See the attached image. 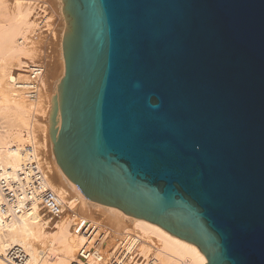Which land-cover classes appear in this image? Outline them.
<instances>
[{
	"label": "water",
	"instance_id": "obj_1",
	"mask_svg": "<svg viewBox=\"0 0 264 264\" xmlns=\"http://www.w3.org/2000/svg\"><path fill=\"white\" fill-rule=\"evenodd\" d=\"M56 163L89 200L264 264V0H62Z\"/></svg>",
	"mask_w": 264,
	"mask_h": 264
},
{
	"label": "bare ground",
	"instance_id": "obj_2",
	"mask_svg": "<svg viewBox=\"0 0 264 264\" xmlns=\"http://www.w3.org/2000/svg\"><path fill=\"white\" fill-rule=\"evenodd\" d=\"M30 1L13 0L9 4L8 0H0V166L12 170L16 169L23 160V147L26 143L30 142L34 151L39 146V142L35 144L34 140V130L38 129L36 124L39 123L36 118H33L35 104L29 102L24 92L15 88L12 82L13 75L17 74L21 77L23 67L29 61L39 57L38 53L40 54V50L38 51L35 47L39 38L37 37L36 40L32 36L33 33L35 34L38 23L35 17L32 18L36 11L33 10L34 6ZM55 4L58 15L62 16V0H55ZM64 29L63 18L60 30H58L57 64L52 62L50 57L48 58L50 61L42 60L45 70L43 89H45L50 72L54 76L50 84L51 90L44 95L46 102L43 101L44 96H42L37 103L40 114L45 116V123L39 124L43 126L41 127L47 136L48 148L51 152L49 116L52 96L64 73L62 54ZM51 161L52 169L46 168L49 172H47V177L50 176L48 180L63 197L66 194L70 196L68 199L66 196L67 200L65 199L66 203H69L67 208L75 212L82 220H93L92 218L98 215L99 218L101 217L100 220L111 224L116 233H126L129 232L128 229L133 230V236H123V239L127 238L120 246L129 251L135 243L142 241L138 248L144 258L139 264H204L206 262L205 255L195 244L169 233L158 224L128 215L116 207L87 199L61 171L53 152ZM51 220L52 218L46 216V213L34 205L3 224L0 227V264H11L2 257V254L12 245H19L24 249L27 255L26 264H69L75 261L77 259L76 246L82 242L83 237L80 232H73L72 227L70 229L73 218L67 216L58 220L53 219V224ZM50 223L52 228H56L55 231L47 229ZM97 223L99 224L100 221ZM145 242L154 246L151 257H149L150 247ZM45 244L48 246H44ZM41 245L43 247L40 248ZM80 264L97 263L89 260Z\"/></svg>",
	"mask_w": 264,
	"mask_h": 264
},
{
	"label": "built area",
	"instance_id": "obj_3",
	"mask_svg": "<svg viewBox=\"0 0 264 264\" xmlns=\"http://www.w3.org/2000/svg\"><path fill=\"white\" fill-rule=\"evenodd\" d=\"M30 2L37 14L35 21L38 23V27L34 36L43 32L53 37L54 32L50 28L52 21L48 14L47 4L43 0H31ZM44 71L42 61H29L23 67L21 77H18L17 74L12 77L15 88L24 92L27 100L35 104L33 118H36L39 123L45 118L44 115L40 114L37 105L43 93ZM34 134L35 144H37L36 130H34ZM41 140L43 141V133H40L39 141ZM31 146L30 142L24 145V158L16 169L12 170L0 166V227L34 205L52 219L59 218L66 208L63 195L48 180L42 155L44 148L37 147V150L34 151ZM72 231L80 232L83 240L77 248V259L69 264H80L89 260H93L97 264H139L144 258L137 246L139 242L135 243L129 251L120 246L127 237L133 236L132 233H123L118 245L106 252V239L109 230L101 223L98 224L97 221L91 219L82 220L79 218L73 223ZM124 235H127L125 239H123ZM2 256L11 264L27 263L26 252L19 245L8 247Z\"/></svg>",
	"mask_w": 264,
	"mask_h": 264
},
{
	"label": "rangeland",
	"instance_id": "obj_4",
	"mask_svg": "<svg viewBox=\"0 0 264 264\" xmlns=\"http://www.w3.org/2000/svg\"><path fill=\"white\" fill-rule=\"evenodd\" d=\"M13 0H8V3L9 4H11V2H12ZM46 4H47V10H48V14L50 15V19H51V26H50V28H52V30H53V37H51V36H49V35H47V34H45V33H43V32H41V33H38V34H40V35H38V36H34V33H33V37H34V39L36 38V44H35V47H37L38 48V51L40 52V54L38 53V56L39 57H41V58H39V57H36L33 61H42L43 59L45 60H48V61H54L56 64H57V58H58V53H57V42H58V30H60V26H61V24H62V19L64 18L63 17V15L62 16H60V15H58V10H57V8H56V4H55V0H43ZM34 10V9H33ZM35 11V10H34ZM33 11V12H34ZM58 12V13H57ZM34 14V16H32V18L33 17H35L34 19H36V16H37V14H36V12H34L33 13ZM38 37V38H37ZM41 37V38H40ZM37 45V46H36ZM37 51V52H38ZM50 57V60L48 59ZM38 58V59H37ZM53 78H54V76H53V73H50L49 72V74H48V78H47V80H46V78H45V80H46V85H45V89H43V92L44 93H42V96H44L45 94H47L48 92H49V90H51L50 89V84L52 83L51 81L53 80ZM44 99H43V101L44 102H46V100H45V96L43 97ZM45 123V120L43 121L42 120V123ZM36 125H38V129L36 128V135L38 136V144H39V146L38 147H40V148H44V150H43V153H42V155H43V162H44V166H45V168H50V169H52V161H51V155H52V152L49 150V148H48V142H47V136L45 135V133H44V131L42 130V125L41 124H36ZM42 126V127H41ZM40 128V129H39ZM40 133H43V141L41 140V141H39L40 140ZM44 136H45V138H44ZM48 172V171H47ZM49 173V172H48ZM48 178L50 179V176H48ZM60 184V183H59ZM66 196H67V199L68 198H70V196H68L67 194H66ZM66 196H64V199H66ZM66 199V200H67ZM66 200H65V202H66ZM67 205H69V203L67 202L66 203V208H65V210L63 211V213L61 214V216L59 217V218H53V219H55V220H58V219H62V218H65V217H71V218H73V220H72V223H71V225H70V229H71V227H72V225H73V223H74V221L75 220H77V219H79L80 218V216H78L75 212H73L72 210H70L69 208H67L68 206ZM69 209V210H68ZM74 214V215H73ZM46 216H48V214H46ZM45 217V216H44ZM97 217V218H96ZM46 218V220H47V217H45ZM51 220L50 222H54V220ZM85 219V218H84ZM93 220L95 219H97V221H100V223H102V222H104L105 224H103L102 223V225L105 227V228H107V230H109V233H108V237H107V246H106V248H105V251L107 252L108 250H111V249H113L114 248V246H116V245H118V242H119V240L122 238V235H123V233L121 232V233H116L113 229L114 228H112L113 226H111V224H109V223H106V221H103V220H100L101 219V217L99 218L98 217V215L97 216H95V217H93L92 218ZM53 222H52V224H53ZM51 224V223H50ZM52 224L49 226V227H47V229L50 231V230H53V231H55V229L56 228H52ZM108 225V226H107ZM127 225H129V224H127ZM51 227V228H50ZM109 227V228H108ZM129 228H130V226H128ZM110 228H111V230H110ZM114 231V232H113ZM127 231H129V233L131 232L132 234H133V230H131V229H128ZM120 236V237H119ZM117 237V238H116ZM116 243V244H115ZM140 243H142V241L141 242H139L138 244H137V246L139 247L140 246ZM149 247H150V255H149V257H151L152 256V252H153V250H154V246H152L151 244L149 245V242H145ZM115 244V245H114ZM109 245V246H108ZM114 245V246H113ZM156 245V244H155ZM44 246H48V245H44ZM79 246V245H78ZM78 246H76V248H78ZM113 246V247H112ZM41 247H43L42 245L40 246V248ZM111 248V249H110ZM152 249V250H151ZM76 252H77V250L75 251V254H76ZM3 255V254H2ZM3 257V256H2Z\"/></svg>",
	"mask_w": 264,
	"mask_h": 264
}]
</instances>
